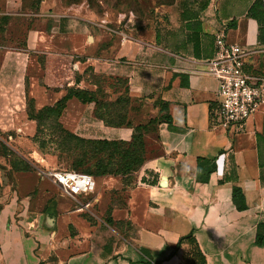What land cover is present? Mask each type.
Masks as SVG:
<instances>
[{"label":"crops","instance_id":"0c3cea01","mask_svg":"<svg viewBox=\"0 0 264 264\" xmlns=\"http://www.w3.org/2000/svg\"><path fill=\"white\" fill-rule=\"evenodd\" d=\"M256 1L175 0L155 6L153 17L139 26L123 21L116 33L109 25H117L118 19L107 18L108 29H100L91 12L93 17L79 18L99 35L87 36L85 46L76 35L71 51L83 50L85 56L75 70L80 65L85 70L67 88L99 89L94 80L79 76L86 69L93 75L123 77L131 98L166 104L172 123L161 126L159 153L128 182L122 176L95 178L98 190L86 209L98 203L104 220L69 210L42 185L54 186L47 178L36 182L14 176L19 207L13 202L0 210V264H198L192 258L195 249L199 264H264V245L256 244L258 225L264 224V107L241 134L214 125L218 81L208 73L215 36L226 30L230 43L251 52L247 72L264 77V41H259L257 21L248 16ZM86 7L76 6L80 13ZM58 16L61 21L69 14ZM54 91L53 98L66 94L62 88ZM79 105L82 111L66 124L69 131L84 139L131 140L132 129L108 127L95 118L94 103L70 100L61 122ZM234 187L245 196L244 211L233 204ZM56 188L61 199L76 203ZM90 212L95 215V210ZM109 216L122 225H109ZM124 228L132 232L130 237ZM187 236L191 238L171 257Z\"/></svg>","mask_w":264,"mask_h":264},{"label":"rangeland","instance_id":"374dc122","mask_svg":"<svg viewBox=\"0 0 264 264\" xmlns=\"http://www.w3.org/2000/svg\"><path fill=\"white\" fill-rule=\"evenodd\" d=\"M59 1L0 0V210L13 202L14 208L19 207L15 196L18 189L17 184L13 183L14 176L26 175L41 182V170L80 172L95 163L92 158L97 146L63 136L54 137V130H50L52 122L49 120L35 137L36 123L28 117V111L33 113L44 106L55 104L60 98H53L54 90H66L69 82L75 80L80 72H84L83 65H80V70H75L74 66L78 61L83 63L84 52L81 50L72 53L71 45L77 41L76 35H81V39H77L85 46L87 36H97L99 30L93 32L86 29V24L79 18L88 19L94 15L98 23L107 16L108 20L118 19L119 22V15L128 17L133 13L137 18L134 25L139 26L140 21L153 17L156 3L155 0H95L91 7L87 0H83L79 4H72L70 7H75V10L70 12ZM170 1L172 0H161L159 3ZM83 4L87 7L80 13L76 6ZM68 14V17L65 16L60 21L58 15ZM109 26L115 29L114 33L118 26L121 27L120 23L116 25L115 22ZM90 43L92 40H89ZM90 70L86 69V74L79 76L85 77L87 82L94 80L103 93L102 97L111 101L102 105L100 114H105L106 120L113 124L122 125L127 121L134 127L140 126V136H143L145 130L146 161L157 155L162 126L159 101L131 98L126 79L112 74L93 75ZM118 93H123L120 96L126 98H117ZM80 106L77 110L71 107L66 113L62 123L65 128L71 117L82 111ZM39 143H44L43 150L39 148ZM15 166L29 167L31 171L24 175L16 173ZM42 185L49 188L55 199L62 201L69 210H82L80 216L85 215L96 222L97 219H105L104 215H99L98 203L87 211L77 203L61 199L55 185L48 182ZM124 196L120 190L118 197L123 200ZM115 201L113 197V203ZM82 203L93 204V197ZM91 210H95L96 217L91 214ZM122 231L126 237L131 236L129 229Z\"/></svg>","mask_w":264,"mask_h":264},{"label":"trees","instance_id":"16d2710c","mask_svg":"<svg viewBox=\"0 0 264 264\" xmlns=\"http://www.w3.org/2000/svg\"><path fill=\"white\" fill-rule=\"evenodd\" d=\"M81 1L83 0H62V4L65 7H70L72 4H79ZM155 1H156L155 3L156 7L162 6V5H172L175 2V0H172L169 3L160 4L159 1L161 0H155ZM87 2L90 4L91 7H93V5L95 4V0H87ZM248 16L249 18L257 21L259 25V41L263 42L264 41V0H257L253 4V6L250 8L248 12ZM135 19L137 20V18ZM7 20L9 21V19ZM99 95H103L100 89H97L96 91L93 92L87 89H80L77 87L67 88L66 94L61 99L56 101L55 104L44 106L43 108L33 113L28 111V117L30 121H33L36 123L35 137L41 133L42 128L46 126V122L49 120L50 122H52V125H51L52 128H50V130H54V137L56 136L59 138L60 136H63L64 138H68V139H71L77 142H81L83 144H93V146L98 147L96 152L93 151L94 158H92V160H94L95 163L92 166L85 168V170L80 171V172L90 174L94 178L103 177V176H122L123 181L128 182V180L131 179V176L135 172L139 171L146 162L147 149H146V143H145V138H144L145 130H143V136H140L139 135L140 126L134 127L127 121L123 123L122 125H117V124L110 123L108 120H106L105 114L104 115L100 114L102 113V110H101L103 108L102 105L105 103H111V101L106 100L104 98H100ZM121 95H123V93ZM117 98H126V97L119 95ZM72 99H76L84 105L94 103L95 104V110H94L95 118L102 121L106 126L115 127V128L126 127V128L132 129L133 133H132L131 140L126 142V141H117V140L109 141V140L84 139L82 137L75 135L71 131H69L62 124L61 118L63 116L65 109L67 108V103ZM117 100L118 99H116V101ZM159 106H160V112H161V118H160L161 124L167 123L170 126L172 123V120H171V117L168 115L166 104L159 102ZM39 148L43 150L45 148L44 143H39ZM30 171L31 169H29V167L19 168L18 166H15V169H14V172L16 173L30 172ZM232 201L237 210L244 211L247 209L245 196L240 188L238 187L233 188ZM106 222L111 226L122 225V222H120L119 224H116L110 218V216L106 219ZM190 238L191 236L182 238L179 241V243L175 246L171 254V257L176 255L177 251L181 247V243L184 240H189ZM256 244L258 246L264 245V224L258 225L257 234H256ZM140 251L143 254H146V251L144 249H141ZM193 254L196 257H194L193 255L192 258H194L195 260H199L198 261V264H199L200 253L198 255L195 249V253L193 252Z\"/></svg>","mask_w":264,"mask_h":264},{"label":"built area","instance_id":"2783aa9c","mask_svg":"<svg viewBox=\"0 0 264 264\" xmlns=\"http://www.w3.org/2000/svg\"><path fill=\"white\" fill-rule=\"evenodd\" d=\"M121 24L126 20L133 24L135 16L119 15ZM108 29L106 18L96 22ZM251 52L236 43H230L226 30L215 36L214 57L208 63V73L218 81V101L212 109L211 121L233 134L246 131L249 119L264 107V77L246 70V60ZM40 176L49 179L59 190L74 200L81 208H87L82 198H92L96 192V179L87 173L73 170H41Z\"/></svg>","mask_w":264,"mask_h":264},{"label":"water","instance_id":"95a60500","mask_svg":"<svg viewBox=\"0 0 264 264\" xmlns=\"http://www.w3.org/2000/svg\"><path fill=\"white\" fill-rule=\"evenodd\" d=\"M162 184H164V182H162Z\"/></svg>","mask_w":264,"mask_h":264}]
</instances>
